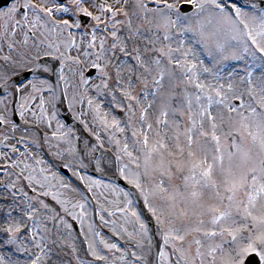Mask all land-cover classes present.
Returning a JSON list of instances; mask_svg holds the SVG:
<instances>
[{"label":"snow or ice","instance_id":"snow-or-ice-1","mask_svg":"<svg viewBox=\"0 0 264 264\" xmlns=\"http://www.w3.org/2000/svg\"><path fill=\"white\" fill-rule=\"evenodd\" d=\"M0 264H264V0H0Z\"/></svg>","mask_w":264,"mask_h":264}]
</instances>
